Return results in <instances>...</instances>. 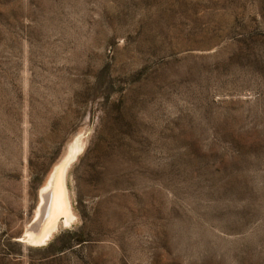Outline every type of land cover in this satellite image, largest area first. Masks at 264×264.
I'll list each match as a JSON object with an SVG mask.
<instances>
[{"label":"rangeland","instance_id":"374dc122","mask_svg":"<svg viewBox=\"0 0 264 264\" xmlns=\"http://www.w3.org/2000/svg\"><path fill=\"white\" fill-rule=\"evenodd\" d=\"M0 264H264V0H0Z\"/></svg>","mask_w":264,"mask_h":264},{"label":"bare ground","instance_id":"6f19581e","mask_svg":"<svg viewBox=\"0 0 264 264\" xmlns=\"http://www.w3.org/2000/svg\"><path fill=\"white\" fill-rule=\"evenodd\" d=\"M67 154L54 166L39 190V203L35 211V232L28 235L31 242H46L59 225L76 220L70 190L67 185L70 163L77 155L76 145H70Z\"/></svg>","mask_w":264,"mask_h":264}]
</instances>
